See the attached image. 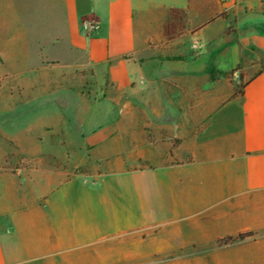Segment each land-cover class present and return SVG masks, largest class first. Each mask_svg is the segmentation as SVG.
<instances>
[{
    "label": "crops",
    "instance_id": "1",
    "mask_svg": "<svg viewBox=\"0 0 264 264\" xmlns=\"http://www.w3.org/2000/svg\"><path fill=\"white\" fill-rule=\"evenodd\" d=\"M84 1L92 3L82 9ZM187 2L177 8L186 15ZM64 4L68 50L92 69L118 63L112 83L124 93L95 104L92 115L112 106V118L86 134L104 153L96 171L31 180L0 167V264H264V68L246 75L240 94L211 77L216 64H142L137 58L153 57L150 42L164 40L168 14L142 51L111 56L94 1ZM263 8L264 0L235 7L243 17H264ZM88 17L100 25L83 41L75 25ZM243 17L217 37L264 60V29L246 30ZM186 20L194 36L215 19L196 28ZM236 46L223 53L231 66ZM240 234L251 235L225 241Z\"/></svg>",
    "mask_w": 264,
    "mask_h": 264
},
{
    "label": "rangeland",
    "instance_id": "2",
    "mask_svg": "<svg viewBox=\"0 0 264 264\" xmlns=\"http://www.w3.org/2000/svg\"><path fill=\"white\" fill-rule=\"evenodd\" d=\"M93 1L101 17L102 33L110 38L111 56L142 51L148 36L160 37L161 21L167 14L188 4L187 0ZM157 1H162L163 7ZM245 1L191 0L187 15L192 21L191 28L210 18L215 20L194 36L187 35L188 27L176 42L151 41L153 57L137 59L142 64L165 59L182 62L199 59L198 63L208 67L216 64L211 77L228 80L237 93L247 80L246 75L264 68V60L244 57L240 42L234 40L223 45L224 41L217 36L225 22L230 29L224 33L231 32L233 22L243 17V10L235 7H242ZM91 3L84 1L82 9ZM134 11L136 15L132 18ZM85 20L100 25L94 17L83 18L82 22ZM242 22L246 30L264 29L262 16L247 15ZM75 28L85 41L87 36L81 22ZM65 31L64 0H0V167L4 172L16 174L20 170L33 180L39 172L58 171L67 173L65 178L69 179L96 171L102 160L99 156L104 153L94 152L86 134L112 118V106L103 104L92 115L96 102L124 93L112 83L118 63H111L106 69L85 66L80 56L68 50ZM221 36L224 38L225 34ZM235 43L241 56L231 66L223 53ZM92 119L95 121L88 128Z\"/></svg>",
    "mask_w": 264,
    "mask_h": 264
},
{
    "label": "trees",
    "instance_id": "3",
    "mask_svg": "<svg viewBox=\"0 0 264 264\" xmlns=\"http://www.w3.org/2000/svg\"><path fill=\"white\" fill-rule=\"evenodd\" d=\"M186 11L184 10H178L174 9L170 11V14L168 16L166 25L164 26L163 30V37L166 40H176L182 37V33L185 29L188 28L187 26V20H186ZM213 20H210L212 22ZM243 86L241 89L238 91V93H242ZM251 234H240L236 238H229L225 241H235V240H241L244 239Z\"/></svg>",
    "mask_w": 264,
    "mask_h": 264
},
{
    "label": "built area",
    "instance_id": "4",
    "mask_svg": "<svg viewBox=\"0 0 264 264\" xmlns=\"http://www.w3.org/2000/svg\"><path fill=\"white\" fill-rule=\"evenodd\" d=\"M83 32L88 36L99 28L98 22L94 20H85L81 23Z\"/></svg>",
    "mask_w": 264,
    "mask_h": 264
}]
</instances>
